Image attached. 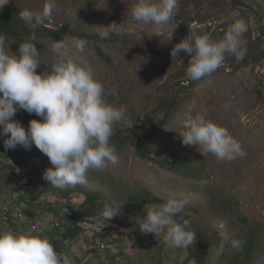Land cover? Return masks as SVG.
I'll list each match as a JSON object with an SVG mask.
<instances>
[{
  "label": "rangeland",
  "instance_id": "rangeland-1",
  "mask_svg": "<svg viewBox=\"0 0 264 264\" xmlns=\"http://www.w3.org/2000/svg\"><path fill=\"white\" fill-rule=\"evenodd\" d=\"M5 2L0 0L2 7L10 5L8 13L21 20L22 9L40 11L48 0ZM136 2L55 0L51 18L37 28H47L59 37L37 36L34 41L43 71L50 70L56 60L53 44L63 40L69 47L67 58L90 67L103 84L106 99L126 107L125 118L114 125L110 138L118 164L90 169L86 184L61 190L43 179L44 170L52 165L34 144L30 150L19 146L6 150L1 143L0 167L5 172L0 203L14 202L33 212L31 218L37 224L31 229L26 217L28 229L49 241L63 231L65 213L80 204L86 193L96 195L99 212L105 201L121 204L114 223L93 216L84 223L82 236L63 243L57 252L61 264H112V254L121 255L116 264H193L186 259L196 240L188 247H169L165 232L158 237L144 234L136 224L145 215L144 208L156 205L140 203L138 193L156 202L174 195L187 201L182 213L208 241L211 254L205 264H233V256L251 236L254 246L246 264H264V0H179L174 18L164 25L135 21L131 8ZM235 19L247 24L245 58L237 62L226 56L210 76L190 81L186 75L190 55L181 52L172 57L175 44L190 31L218 40ZM111 23L121 24L125 35L101 39L100 26ZM29 37L6 40V50L17 53L19 44ZM73 37L87 42L84 53L71 49ZM113 88L118 98L108 95ZM189 113L203 114L226 127L246 155L219 161L211 153L203 156L197 145H184L179 133ZM12 119L27 130L24 110ZM144 141L152 148L148 158L136 152L137 144ZM177 156L179 163L174 159ZM30 179L33 184L28 186ZM29 192L38 194L37 199L30 200ZM26 220L23 215L19 222ZM25 228L5 224L0 231ZM224 236L240 239L242 247L234 249ZM101 241L109 255L97 250Z\"/></svg>",
  "mask_w": 264,
  "mask_h": 264
},
{
  "label": "clouds",
  "instance_id": "clouds-1",
  "mask_svg": "<svg viewBox=\"0 0 264 264\" xmlns=\"http://www.w3.org/2000/svg\"><path fill=\"white\" fill-rule=\"evenodd\" d=\"M178 3L179 0H137L131 14L141 24L164 25L174 18ZM55 8V0H48L40 11L24 8L19 12L32 34L19 44L17 53L6 50V36L0 33V136L5 137L6 150L18 146L30 150L34 144L52 165L44 170L43 179L55 188L67 190L86 184L90 169H102L107 163L118 164L119 156L110 138L114 125L125 118L126 107L106 99L104 86L90 67L67 58L69 47L63 40H56L52 46L56 60L50 70L37 71L40 54L34 44L35 29L51 18ZM246 32L247 24L242 19L233 20L218 40L190 31L175 44L170 55L189 54L186 75L190 81H199L220 68L226 56L235 57L237 62L245 58ZM97 34L101 39H110L113 34L125 35V30L121 24L111 23L100 26ZM70 47L84 53L87 42L73 37ZM108 95L118 98L115 88ZM20 110L42 119H31L26 130L18 120L12 119ZM183 128L179 133L182 143L197 145L203 156L211 153L217 160L226 161L246 155L226 127L203 114H186ZM186 204V200L170 196L161 204L144 208L145 215L136 219V224L144 234L158 237L165 232L169 247H188L196 240V233L190 230L189 220L175 219ZM120 206L105 201L101 217L109 222L120 213ZM230 244L240 249L243 242L231 238ZM0 264H61V260L47 238L28 229L0 231Z\"/></svg>",
  "mask_w": 264,
  "mask_h": 264
},
{
  "label": "trees",
  "instance_id": "trees-1",
  "mask_svg": "<svg viewBox=\"0 0 264 264\" xmlns=\"http://www.w3.org/2000/svg\"><path fill=\"white\" fill-rule=\"evenodd\" d=\"M11 9L10 5H5L2 8H0V33L4 34L6 36V40L11 39H20L24 36H30L32 34V30L25 24L22 20H16L14 18V15L11 13L9 14L8 11ZM35 35L36 37H50V38H56L59 37L58 33H55L51 30L45 29H35ZM37 71H43L41 68H38ZM24 118L29 123V121L33 118L35 119H41V117L36 116L34 113L29 114L28 112L24 111ZM5 137L0 136V144L3 143V140ZM4 149V144L1 145ZM152 150V148L148 145L146 141H144L142 144H137L136 146V152L141 158H148L149 152ZM176 163L180 162V157L177 156V158H174ZM12 173H13V169ZM5 170L0 167V180H2V173H4ZM12 175V174H10ZM1 182V181H0ZM2 183V182H1ZM32 180L28 182V186H31ZM30 191V189H28ZM30 200L34 201L37 199L38 194H34L32 192H29ZM97 198L96 195L93 194H85L84 199L81 201L80 204H78L76 207H69L70 210L65 213L66 220L64 223V229L62 232L57 231L54 235V240H51L50 242L54 246V249L56 252L62 251L63 243L67 242H73L74 240H77L80 236H82V233L85 231L84 223L93 216H101L100 212L98 210V207L96 206ZM138 201L148 204H161L163 202H156L157 200L153 199H147L146 196L142 195L141 193H138ZM27 214V215H26ZM24 215V221L27 218H30V223L26 222L24 224H21L19 221L20 219H15L10 216V219L5 223L6 225H12L16 229L19 228V226L24 225L25 230H28L29 226L30 228H34V226L37 223H33V220L31 217H34L33 212L29 213L27 210H23ZM175 219L177 222H182L184 219H187L190 221V230L196 233V245L194 249L190 250L188 253V257L186 259V263L193 262V264H205L208 260L210 254H211V248L208 246V241L205 238V236H202L200 233L195 231V229L192 227L191 220L189 216L184 212L178 214ZM112 223H114L113 218L111 219ZM27 223L29 226H27ZM63 225V224H62ZM95 235H97L95 233ZM101 238L104 239V234H100ZM93 242V241H92ZM95 243V242H93ZM92 243V244H93ZM104 244V243H103ZM212 245L214 247L218 246V242H214ZM102 246V245H101ZM99 244H97V250H103V252L106 255H109L107 252V248L101 247ZM254 246V240L251 236L250 238H246L244 241V245L242 247V250L239 251V254L234 255L232 259H234L233 264H246V258L251 255V252L253 250ZM210 252V254H209ZM121 256L119 254H112L111 258L109 259L112 261V264H116L118 257ZM174 264V263H173Z\"/></svg>",
  "mask_w": 264,
  "mask_h": 264
},
{
  "label": "built area",
  "instance_id": "built-area-1",
  "mask_svg": "<svg viewBox=\"0 0 264 264\" xmlns=\"http://www.w3.org/2000/svg\"><path fill=\"white\" fill-rule=\"evenodd\" d=\"M21 210L23 211L21 206L14 202L8 201L0 203V225L5 224L10 219L11 215L17 220L22 218L23 212ZM33 223H36V219H33ZM99 244H102L104 247L103 242H99Z\"/></svg>",
  "mask_w": 264,
  "mask_h": 264
},
{
  "label": "bare ground",
  "instance_id": "bare-ground-1",
  "mask_svg": "<svg viewBox=\"0 0 264 264\" xmlns=\"http://www.w3.org/2000/svg\"><path fill=\"white\" fill-rule=\"evenodd\" d=\"M102 245V244H101ZM103 246V245H102Z\"/></svg>",
  "mask_w": 264,
  "mask_h": 264
}]
</instances>
